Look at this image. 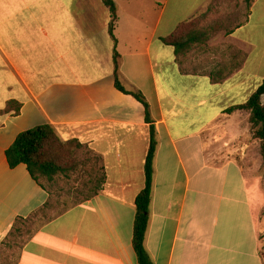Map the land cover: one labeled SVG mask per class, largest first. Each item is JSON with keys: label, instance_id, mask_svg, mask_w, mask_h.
Here are the masks:
<instances>
[{"label": "crops", "instance_id": "crops-1", "mask_svg": "<svg viewBox=\"0 0 264 264\" xmlns=\"http://www.w3.org/2000/svg\"><path fill=\"white\" fill-rule=\"evenodd\" d=\"M113 1L116 45L103 0H0V264H139L135 201L151 129L144 105L115 86V49L124 86L146 97L156 130L153 264H264L251 143L242 110L227 112L264 79V0ZM204 13L201 26L217 27L206 43L177 54L164 42ZM43 124L81 143L95 184L26 230L17 219L44 207L50 189L26 164L11 168L6 151Z\"/></svg>", "mask_w": 264, "mask_h": 264}, {"label": "trees", "instance_id": "trees-1", "mask_svg": "<svg viewBox=\"0 0 264 264\" xmlns=\"http://www.w3.org/2000/svg\"><path fill=\"white\" fill-rule=\"evenodd\" d=\"M104 4L109 8L111 13V21L109 31L112 40L116 45L115 27L118 19L117 6L113 0H103ZM206 13L181 23L176 30L164 39V42L175 48L177 54H183L190 51L196 44H204L208 41L211 34L217 27H202L201 22ZM114 78L115 86L118 90L134 96L140 101L146 112V121L150 124L151 141L145 162V187L138 194L136 204V215L133 230V247L139 264H153L145 247V237L150 220V206L153 194L154 182V159L157 149L156 130L151 118V106L146 97L137 90H128L121 79L120 73V54L114 50ZM264 79L257 90L251 95L247 102L228 109L231 113L237 109L249 111V121L251 123L252 136L261 141V154L264 163ZM11 104V103H10ZM9 112V109H7ZM20 112V108L16 113ZM82 148L81 143L76 140L64 141L57 134L55 128L50 124H43L32 129L24 131L18 135L14 143L7 149L6 157L11 168H15L20 164H26L28 170L34 180L42 187L48 189L43 180L53 181L56 175L68 174L78 168L76 158L77 151ZM104 181V175L102 178ZM50 200L27 219H17L14 227L18 223L28 224L29 220L34 216H47L48 209L51 208ZM49 214V213H48ZM52 214H50V217ZM30 231V230H28ZM13 231L10 237L13 235ZM9 239V238H8ZM7 239V240H8ZM6 240V242H7Z\"/></svg>", "mask_w": 264, "mask_h": 264}, {"label": "rangeland", "instance_id": "rangeland-1", "mask_svg": "<svg viewBox=\"0 0 264 264\" xmlns=\"http://www.w3.org/2000/svg\"><path fill=\"white\" fill-rule=\"evenodd\" d=\"M261 37V34L257 35V39H260ZM262 101L264 103V97L262 98ZM249 116V111L242 110L239 121L243 126L241 128H244L245 132L248 134V141L251 143L249 146L250 155L248 163L253 169H255V172L249 175V184L251 188L256 187L259 193V200L257 201L254 210L260 236V250L264 259V163L261 154V141L252 136ZM82 151L83 153L81 157H78V153ZM76 158L78 161V168L75 171H72L66 175H56L53 181L43 180L46 186L50 189V206L56 207L55 212H58L63 208H66L67 206L82 200L84 196L89 194V191L94 187L95 183H90V181L87 180V174L90 169L88 163H91L93 159H91V157L87 155V152H85L84 149L82 150V148L78 149ZM35 218L36 217L34 216L29 220L28 224H25L26 230L30 228V223L33 222ZM26 230H24V232ZM14 240L15 239L12 241Z\"/></svg>", "mask_w": 264, "mask_h": 264}]
</instances>
